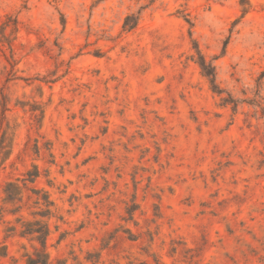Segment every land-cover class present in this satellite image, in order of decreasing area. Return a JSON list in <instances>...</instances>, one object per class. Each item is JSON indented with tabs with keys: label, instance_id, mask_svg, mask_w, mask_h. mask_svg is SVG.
Masks as SVG:
<instances>
[{
	"label": "rangeland",
	"instance_id": "rangeland-1",
	"mask_svg": "<svg viewBox=\"0 0 264 264\" xmlns=\"http://www.w3.org/2000/svg\"><path fill=\"white\" fill-rule=\"evenodd\" d=\"M43 260L264 264V0H0V264Z\"/></svg>",
	"mask_w": 264,
	"mask_h": 264
},
{
	"label": "trees",
	"instance_id": "trees-1",
	"mask_svg": "<svg viewBox=\"0 0 264 264\" xmlns=\"http://www.w3.org/2000/svg\"><path fill=\"white\" fill-rule=\"evenodd\" d=\"M136 21H137V17L135 15L126 16L124 20V28L132 29L135 26ZM197 62L202 73L206 77H208V80L210 81L212 88L217 92H222L216 83L214 67L210 63L206 62L205 58L202 55H199V59ZM224 100L226 102H232L237 104V100H235L230 94H228L226 98L224 97ZM34 176H37V174H34ZM35 232L39 234L42 247H45L47 231L35 230ZM41 264H47L46 260L41 261Z\"/></svg>",
	"mask_w": 264,
	"mask_h": 264
}]
</instances>
